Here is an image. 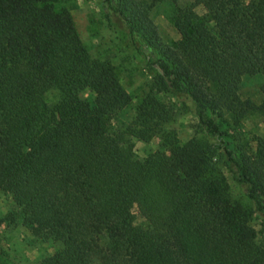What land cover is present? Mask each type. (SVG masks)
I'll list each match as a JSON object with an SVG mask.
<instances>
[{
	"label": "trees",
	"instance_id": "obj_1",
	"mask_svg": "<svg viewBox=\"0 0 264 264\" xmlns=\"http://www.w3.org/2000/svg\"><path fill=\"white\" fill-rule=\"evenodd\" d=\"M103 1L157 70L124 126L113 122L138 94L90 56L71 10L61 0H0V192L34 237L61 245L45 264H264L218 166L224 155L264 215V137L249 156L231 130L264 119V81L260 101L241 95L244 78L264 77V0H199L203 15L167 0L174 48L140 0ZM53 90L59 98L49 104ZM87 90L91 99L81 97ZM161 95L192 102L216 142L179 144ZM157 136L169 154L137 159L133 140ZM135 208L146 227L135 224Z\"/></svg>",
	"mask_w": 264,
	"mask_h": 264
},
{
	"label": "rangeland",
	"instance_id": "obj_2",
	"mask_svg": "<svg viewBox=\"0 0 264 264\" xmlns=\"http://www.w3.org/2000/svg\"><path fill=\"white\" fill-rule=\"evenodd\" d=\"M140 1L155 23L163 42L173 48L176 47L179 35L172 21L175 9L167 0ZM253 1L245 0L247 4ZM182 5L191 7L199 15L204 14L199 0H182ZM59 7L71 10L77 32L90 56L114 65L124 88L131 94H138L132 106L119 115L113 126H124L133 122L136 119L134 108L140 100L141 90L157 75V70L140 51V43L135 44L130 40L125 24L103 0H61ZM263 81L262 75L244 78L242 97L260 101L256 87ZM81 97L91 99L92 94L87 90ZM58 98L57 90L47 95L49 104L55 103ZM160 99L172 112L166 130L177 135L179 144L184 145L192 139L216 142L200 125L192 102L173 95H161ZM226 117L231 121L227 113ZM231 130L238 148L247 155L254 156L258 138L264 137V119L252 116L239 125L233 123ZM133 143L135 155L139 160H145L155 152L169 154L168 143L162 136L154 137L149 142L134 139ZM218 162L229 196L248 213L251 225L258 233L256 248L264 251V215L256 211L255 205L247 197L248 187L238 181L234 168L227 163L224 155L219 156ZM134 212L135 224L146 227L136 208ZM60 248L61 245L58 243L34 237L24 225L22 211L12 197L0 192V264H45V260Z\"/></svg>",
	"mask_w": 264,
	"mask_h": 264
}]
</instances>
